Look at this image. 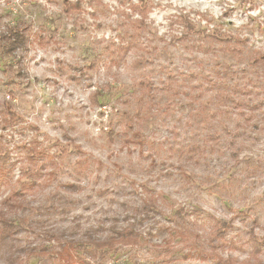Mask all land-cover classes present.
<instances>
[{
	"label": "rangeland",
	"instance_id": "obj_1",
	"mask_svg": "<svg viewBox=\"0 0 264 264\" xmlns=\"http://www.w3.org/2000/svg\"><path fill=\"white\" fill-rule=\"evenodd\" d=\"M17 22L0 264H264V0H0V32ZM126 226L135 246L92 250Z\"/></svg>",
	"mask_w": 264,
	"mask_h": 264
},
{
	"label": "trees",
	"instance_id": "obj_2",
	"mask_svg": "<svg viewBox=\"0 0 264 264\" xmlns=\"http://www.w3.org/2000/svg\"><path fill=\"white\" fill-rule=\"evenodd\" d=\"M134 8V11L138 14H147L146 6L143 4L142 7H138V5L132 6ZM65 10L70 9H77L79 8V3L76 5H73L71 3H68L64 5ZM141 23L138 27L146 28L145 27V21L142 19L139 20ZM188 29L190 31H195V25L188 21L187 23ZM27 26L24 22H17L13 26H9V28L5 31L0 32V44L4 47L3 50H5V53L10 56H14V54L20 50L22 47L26 45L27 42V36H26ZM142 61L138 60L136 61L137 65H140ZM139 67V66H136ZM99 95V94H98ZM98 95L97 100H98ZM238 104V103H237ZM8 115L10 119H14L16 117V113L11 110H7ZM138 143L142 146V140L140 138H137ZM8 153L5 152L4 154L0 152V163L5 162L7 159ZM25 188L22 187L19 191V189H14L11 194H9L6 199L4 200V203L6 204L7 208L9 209H18L23 207V202L20 200V196L23 193V190ZM225 226V224L223 225ZM19 228V225H16V223L13 222L12 218L5 212L0 211V242H6L8 240V236H10L16 229ZM142 237V232H140L139 229L136 227L126 226L123 228H120V230H116L112 232L111 234L107 235L105 238H99L95 235L90 236V243L92 244V250L96 251H108V250H114L121 246H135ZM72 241V240H70ZM24 251V250H23ZM25 252V251H24ZM16 258V263L21 264L20 255L15 254L14 256ZM79 264H91L87 258L80 257L78 260ZM248 264H251L248 262ZM258 264H261L259 262Z\"/></svg>",
	"mask_w": 264,
	"mask_h": 264
}]
</instances>
